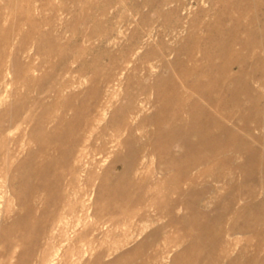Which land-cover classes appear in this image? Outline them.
I'll return each instance as SVG.
<instances>
[{
    "label": "rangeland",
    "instance_id": "rangeland-1",
    "mask_svg": "<svg viewBox=\"0 0 264 264\" xmlns=\"http://www.w3.org/2000/svg\"><path fill=\"white\" fill-rule=\"evenodd\" d=\"M142 1L0 0V55L7 53L8 60L0 65V264H206L205 260L175 262L174 256L182 247L165 242L166 238L177 235L175 228L162 230L161 240L153 248L145 249L146 254L164 251L159 259H128L127 253L147 240L153 228L167 223V217L160 216L158 210L144 202L135 210L126 204L127 209L132 207L131 211L122 210L113 219L110 213L115 210L111 204L120 196H98L97 180L89 193L85 189L84 171L88 163H97L98 167L93 168L101 172L111 166L118 152L124 155L126 151L123 141L128 132L122 129L118 141H111L115 132L108 129L107 135L101 136V126L113 117L115 109L129 102H135L139 110L130 114V123L137 124L145 116L153 115L157 110L155 85L159 78L179 79L184 66L176 63L186 57L182 48L196 47L189 37L202 36L203 23L215 21V15L201 16L196 19L199 28L189 32V23L201 5L208 8L209 4L183 0L182 6L187 9L179 13L181 26L174 29ZM174 5L176 3L169 7ZM145 14L150 18L144 20ZM259 20L262 26L256 28L261 31L264 16ZM5 36L10 41L7 45L1 43ZM245 37L242 34V38ZM163 41L170 51L163 53ZM257 45L264 49V41ZM237 46L240 49V45ZM15 54L19 58L18 68L10 64ZM165 62L172 63L173 69L166 67ZM142 89L147 94H143ZM252 92V98H256L257 92ZM258 93L264 95V86ZM67 101L75 105L95 103L92 117L98 118L96 129L93 135L81 131L75 143L77 149L71 165L83 162L85 165L84 171L78 173L75 193H71L72 173L68 165L50 167L61 175L58 195L61 202H51L48 213L43 216L46 192L25 191L22 176L27 165L32 173L30 185L37 183L35 168L46 158L33 138V130L45 116L52 119L48 129L62 113L70 119L73 111L61 108ZM263 104L264 99L259 106L262 108ZM261 108L258 114L264 117ZM234 113L246 115L242 108H236ZM153 129L146 126L137 130L136 135L144 142L147 132ZM240 135L246 138L243 131ZM86 138L96 147L106 144V151L100 153L95 146L89 148L84 142ZM253 149L264 153L263 144H254ZM83 153L87 154L86 158ZM50 155L55 157L58 152L51 149ZM227 156L234 159L235 166L246 164L244 153L231 151ZM142 160L148 167L141 168L140 172L156 169V158L142 157ZM231 164L222 166L225 174L231 172ZM212 166L202 165L198 171ZM233 172L232 181L216 182L212 175L199 180L201 189L210 187L206 194L209 203L202 211L211 215V222L221 219V213L227 217L222 222L224 229L237 222L234 231L223 236V248L238 258L234 259L238 264H249L251 259H264V185L246 180V170ZM263 174L264 170L256 172L255 179L258 181ZM113 184L114 180L107 183L109 187ZM146 212L147 226L143 223L147 221L140 218ZM185 212L180 210L181 214ZM38 226L42 232H38ZM259 236L261 245L258 246ZM228 261L212 259L211 264H228ZM252 264H264V260Z\"/></svg>",
    "mask_w": 264,
    "mask_h": 264
},
{
    "label": "bare ground",
    "instance_id": "bare-ground-1",
    "mask_svg": "<svg viewBox=\"0 0 264 264\" xmlns=\"http://www.w3.org/2000/svg\"><path fill=\"white\" fill-rule=\"evenodd\" d=\"M201 1L202 4H209V7L201 5L189 23V32L199 28L196 19L201 16L210 18L215 15V21L203 23L202 36L189 37L196 47L186 45L182 48L186 51V57L184 61L177 60L176 63L184 66L179 79L176 81L172 77L163 76L159 78L155 85L157 93L155 113L145 116L137 124L130 123V114L139 110L135 102H129L128 105L115 109L113 117L101 126V136L107 135L108 129L115 132L111 141H118L122 129L128 132V137L123 141L125 154L118 152L110 167L98 172L93 168L98 167L94 162L88 163V169L85 171L84 162L71 165L80 132L93 135L96 129L98 118L92 117L96 109L93 102L75 105L67 101L61 108L64 111H73L70 119H66L65 113H62L57 121L55 120V125L48 129V123L52 119L45 116L33 130V138L39 143L40 152L46 159L35 168L34 176L37 183L34 186L30 185L32 173L27 165L22 181L25 191L46 192L48 198L42 211L43 216L48 213L51 202L57 204L61 202L58 197L61 193V175H57V171L50 167L66 163L72 173L71 193L76 192L78 173L84 171L86 193H89L95 185L94 181L97 180L98 196L104 194L120 196L117 200L113 199L111 204L115 210L110 213L113 219L120 211L129 212L132 207V210H135L144 202L158 210L160 216L167 217V223L153 228L147 240L127 253L128 259L152 261L159 259L164 251L146 254L145 249L153 248V245L161 240L162 230L175 228L177 235L166 238L165 242L182 247L174 256L176 263L184 259L188 262L205 260L206 264H211L212 259H227L228 264H238V260H234L238 258L232 257L223 248V236L231 234L237 222H234L232 227L224 229L222 222L227 217L225 218L222 213L221 219L210 221L211 215L209 217L202 211L209 203L206 194L210 192V187L205 186L201 189L198 182L210 175L216 182L222 179L232 181L233 171L239 169L247 171L246 180L250 179L253 180L251 182L264 185V174L258 181L255 179V173L264 170V153L262 150L253 149L254 144L264 145V117L258 114L260 102L264 99L259 98L264 95L258 93L264 86V49L257 45L264 41V26L261 31L256 28L261 24L260 17L264 16V0ZM142 3L174 29L181 26L179 13H185L187 9L182 6L183 0H143ZM173 3L176 5L169 7ZM164 7L169 8L166 10ZM142 18L146 20L150 17L145 14ZM242 34L246 37L242 38ZM9 42L7 36L1 38V43L7 45ZM237 45H240V49L236 48ZM257 48L261 51H257ZM161 50L164 53L171 48L163 41ZM2 54L0 65L8 61L7 53ZM18 59L17 54L13 55L11 66L18 68ZM164 65L169 69L174 67L170 62H165ZM253 90L257 92L256 98H252ZM141 92L147 94L145 89ZM236 108L245 109L246 115L235 114ZM261 110L264 115V104ZM10 112L14 113L17 110ZM146 126H152L154 129L153 132L146 131V139L142 142V138L138 137L136 132L145 129ZM241 131L245 133L246 138L241 137ZM84 142L89 148L93 149L95 146L90 139L86 138ZM148 147L150 149H147ZM51 149L56 150L58 155L55 157L50 155ZM96 149L100 153L104 152L107 145L103 143ZM231 151L244 153L246 164L235 166L234 159L227 156ZM83 157L86 158L87 154L83 153ZM142 157L156 158V169L140 172L141 168L148 167L147 163L143 164ZM229 163H232L231 172L225 174L222 166ZM207 164L213 166L198 171L202 165ZM196 170L198 172L194 173ZM53 176L56 179H52ZM111 180H114V184L109 187L107 183ZM160 194L163 195L162 198L158 197ZM252 196L255 197V194ZM126 204L132 207L127 209L129 205ZM181 209L186 212L181 214ZM228 209L227 207L226 211ZM147 216L146 212L140 217L142 221H147L143 222L145 225L149 221ZM37 230L42 232L39 226ZM260 241L259 236L258 246L261 245ZM262 260L264 259H251L248 262L261 263Z\"/></svg>",
    "mask_w": 264,
    "mask_h": 264
}]
</instances>
